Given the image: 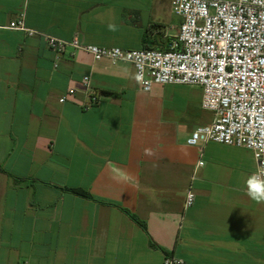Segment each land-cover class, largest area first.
<instances>
[{"label": "crops", "instance_id": "crops-1", "mask_svg": "<svg viewBox=\"0 0 264 264\" xmlns=\"http://www.w3.org/2000/svg\"><path fill=\"white\" fill-rule=\"evenodd\" d=\"M20 16L37 35L5 29ZM181 22L171 0H0V264H264L253 152L187 145L212 122L202 89L144 92L84 52L57 64L42 36L168 51Z\"/></svg>", "mask_w": 264, "mask_h": 264}, {"label": "built area", "instance_id": "built-area-1", "mask_svg": "<svg viewBox=\"0 0 264 264\" xmlns=\"http://www.w3.org/2000/svg\"><path fill=\"white\" fill-rule=\"evenodd\" d=\"M171 9L182 22L168 51H127L86 45L78 38L42 36L57 64L67 54L84 52L95 61L132 65L144 92L165 85L202 89V107L212 122L198 127L187 145L198 148L213 142L251 150L257 163L254 174L264 178V0H171ZM5 29L38 34L27 28L24 16ZM83 85L90 92L91 79L85 77ZM75 94L70 90L60 102ZM99 101L92 97L90 106ZM195 200L190 189L185 207L191 208ZM166 264L182 262L167 258Z\"/></svg>", "mask_w": 264, "mask_h": 264}, {"label": "clouds", "instance_id": "clouds-1", "mask_svg": "<svg viewBox=\"0 0 264 264\" xmlns=\"http://www.w3.org/2000/svg\"><path fill=\"white\" fill-rule=\"evenodd\" d=\"M110 31H115L116 26L114 24L108 25ZM247 195L256 203L264 202V178L258 175H251L245 182Z\"/></svg>", "mask_w": 264, "mask_h": 264}, {"label": "trees", "instance_id": "trees-1", "mask_svg": "<svg viewBox=\"0 0 264 264\" xmlns=\"http://www.w3.org/2000/svg\"><path fill=\"white\" fill-rule=\"evenodd\" d=\"M71 192L75 193V194H78V195H81L85 198H92L91 195L88 193V192H85V191H81V190H70ZM140 223V222H139ZM141 226L146 230V227L144 224L140 223Z\"/></svg>", "mask_w": 264, "mask_h": 264}]
</instances>
